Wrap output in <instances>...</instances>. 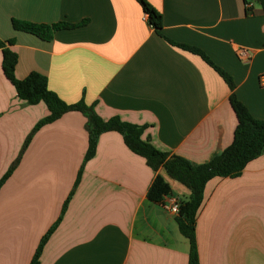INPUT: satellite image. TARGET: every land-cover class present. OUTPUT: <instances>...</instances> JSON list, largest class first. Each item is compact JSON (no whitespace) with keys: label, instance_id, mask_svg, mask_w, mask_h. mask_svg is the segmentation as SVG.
Here are the masks:
<instances>
[{"label":"crops","instance_id":"1","mask_svg":"<svg viewBox=\"0 0 264 264\" xmlns=\"http://www.w3.org/2000/svg\"><path fill=\"white\" fill-rule=\"evenodd\" d=\"M163 19V36L135 0H0V40H14L15 77L41 73L67 104L82 99L104 121L146 127L143 140L195 165L228 149L238 119L225 80L194 47L234 79L250 115L264 121V10L244 0H147ZM80 25L45 41L15 31L13 21ZM240 49L252 54L238 57ZM0 49V264H30L50 235L40 264H189L176 200L191 191L164 168L153 171L115 131L103 134L85 163L87 117L49 116L28 106L5 78ZM156 175L171 187L163 205L147 198ZM66 208L64 210L65 204ZM199 264H264V154L237 177L211 180L197 216Z\"/></svg>","mask_w":264,"mask_h":264},{"label":"trees","instance_id":"2","mask_svg":"<svg viewBox=\"0 0 264 264\" xmlns=\"http://www.w3.org/2000/svg\"><path fill=\"white\" fill-rule=\"evenodd\" d=\"M135 1L142 6L144 14L148 17L149 25L154 28L159 36H163L162 15L147 0ZM252 1H255V3L259 4L264 10V0H244L248 14L253 13L251 6ZM86 24L87 22H83L80 25L74 26L67 23H60L51 26L14 20L13 29L51 42L56 32L67 29H77ZM168 42L187 52L200 56L208 66L214 69V71L225 80L224 82L232 92L230 106L238 119V127H236L234 133L233 143L228 149L226 148L222 152L214 155L206 164L195 165L181 157L169 156L168 154L159 152V150L154 148L151 143L143 140L146 127H138L137 125L123 122L121 119L115 117L109 121H104L97 115L93 105L88 106L83 99L74 105L63 102L57 94L49 89L48 79L41 73L34 72L23 80L16 79L15 73L18 56L11 49V46L15 44V41L10 40L5 42L0 40V49L3 55V74L15 87L18 93L17 97L26 102V105L28 106H35L43 102L49 111V116L39 121L34 128L32 135L24 145V149L27 148L33 135L42 126L59 120L69 112L82 113L88 119L86 126L89 133L90 144L88 146L85 163L94 158L97 144L103 134L111 131L120 134L128 149L137 156L144 158L153 171L157 172L159 169L164 168L170 177L179 181L191 191L188 200H177L179 213L176 216V221L181 235L189 241V264H199L200 256L196 243V226L197 216H199L200 209L204 202L206 187L208 183L215 178L230 179L239 176L245 170L247 165L264 154V121L255 120L250 115L245 104L238 99L235 93L236 86L234 79L225 70L215 65L205 52L194 47L176 44L170 41ZM19 161L20 159L13 163L0 181V190L11 177L12 172ZM172 192L171 187L164 181V179L161 176L156 175L149 191L147 192V198L152 203L163 205L164 201L173 195ZM66 205L67 203L65 204L64 210ZM54 230L55 227H53L44 238H42L30 264H40V256Z\"/></svg>","mask_w":264,"mask_h":264},{"label":"built area","instance_id":"3","mask_svg":"<svg viewBox=\"0 0 264 264\" xmlns=\"http://www.w3.org/2000/svg\"><path fill=\"white\" fill-rule=\"evenodd\" d=\"M238 57L241 59V61H249L252 58V54L248 49H240L238 51ZM261 85L264 86V76L261 77ZM171 210L177 214L179 213V206L177 200L174 202Z\"/></svg>","mask_w":264,"mask_h":264}]
</instances>
